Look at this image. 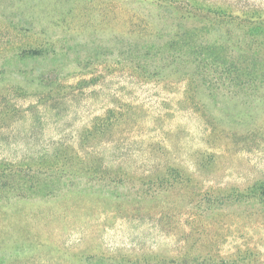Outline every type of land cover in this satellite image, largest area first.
<instances>
[{
  "label": "rangeland",
  "instance_id": "374dc122",
  "mask_svg": "<svg viewBox=\"0 0 264 264\" xmlns=\"http://www.w3.org/2000/svg\"><path fill=\"white\" fill-rule=\"evenodd\" d=\"M258 21L264 0H0V264H264V86L227 83L264 59ZM179 35L223 62L167 64ZM76 151L125 194L12 189Z\"/></svg>",
  "mask_w": 264,
  "mask_h": 264
},
{
  "label": "trees",
  "instance_id": "16d2710c",
  "mask_svg": "<svg viewBox=\"0 0 264 264\" xmlns=\"http://www.w3.org/2000/svg\"><path fill=\"white\" fill-rule=\"evenodd\" d=\"M262 21L256 22L255 27L264 30L263 26L260 27ZM195 29L193 30L195 31ZM189 36L192 37V34H189ZM222 46L223 45L218 43H211L208 45L206 42L189 44L181 37V35H179L178 38H176L175 44H169L162 49L169 52L168 57H170V55L173 56V60L166 61L167 64L177 61H194L193 63L202 70L201 73L203 77L207 78L208 71L214 67V64L218 67L223 62V60L219 58V48ZM239 61V67H233L230 69V72H233L234 68L239 69L238 72L241 71L248 77L230 78L226 74V77L230 78L227 83L232 85L231 82L238 81V86L253 90H256L260 86H264V59L249 60L244 58L239 59ZM92 162L96 164H93ZM121 170H123L121 167L112 169L111 167L106 166L102 159H90L86 155L80 154L76 151L74 154H63L60 158L58 155L54 156L47 171L36 170L33 173L27 172L17 184H13L11 187L12 189H19L22 191L24 188H27L32 196H52L60 193L63 186L68 189H80L81 183L86 187H93L91 183L96 182L100 186H110V195L116 196L121 193L120 190H123V194H125L123 186L126 185L125 182L127 180L123 178V175L121 174L123 171ZM5 181L6 180L2 181L0 178L1 184ZM134 193L138 195H146L148 192L146 190L136 189ZM19 195L24 196L25 194L19 193Z\"/></svg>",
  "mask_w": 264,
  "mask_h": 264
}]
</instances>
